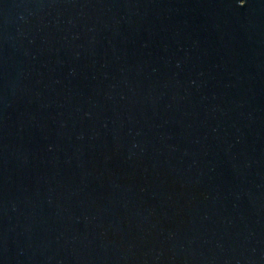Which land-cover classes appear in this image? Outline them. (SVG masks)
<instances>
[{"label":"water","instance_id":"obj_1","mask_svg":"<svg viewBox=\"0 0 264 264\" xmlns=\"http://www.w3.org/2000/svg\"><path fill=\"white\" fill-rule=\"evenodd\" d=\"M0 264H264V0H0Z\"/></svg>","mask_w":264,"mask_h":264},{"label":"snow or ice","instance_id":"obj_2","mask_svg":"<svg viewBox=\"0 0 264 264\" xmlns=\"http://www.w3.org/2000/svg\"><path fill=\"white\" fill-rule=\"evenodd\" d=\"M246 3V0H240V4L243 5Z\"/></svg>","mask_w":264,"mask_h":264}]
</instances>
